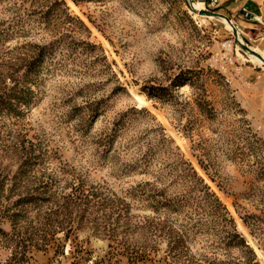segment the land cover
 Returning a JSON list of instances; mask_svg holds the SVG:
<instances>
[{"label":"rangeland","instance_id":"1","mask_svg":"<svg viewBox=\"0 0 264 264\" xmlns=\"http://www.w3.org/2000/svg\"><path fill=\"white\" fill-rule=\"evenodd\" d=\"M198 2L0 0V264H264V41Z\"/></svg>","mask_w":264,"mask_h":264},{"label":"crops","instance_id":"2","mask_svg":"<svg viewBox=\"0 0 264 264\" xmlns=\"http://www.w3.org/2000/svg\"><path fill=\"white\" fill-rule=\"evenodd\" d=\"M230 4L229 7L231 8V12L234 16L237 14H242L241 16L238 15L240 19H244V16L248 21H245V28L252 30V35L260 38L264 41V0H226L223 2L222 5ZM246 9L249 13V16L246 17L243 10ZM256 32H255V31Z\"/></svg>","mask_w":264,"mask_h":264},{"label":"built area","instance_id":"3","mask_svg":"<svg viewBox=\"0 0 264 264\" xmlns=\"http://www.w3.org/2000/svg\"><path fill=\"white\" fill-rule=\"evenodd\" d=\"M199 1H202L204 5L207 6L208 8L214 9L221 6L224 0H199ZM243 12L245 13L246 16H249V13L246 9H244ZM224 62L227 64L228 62H231V59L227 58Z\"/></svg>","mask_w":264,"mask_h":264},{"label":"water","instance_id":"4","mask_svg":"<svg viewBox=\"0 0 264 264\" xmlns=\"http://www.w3.org/2000/svg\"><path fill=\"white\" fill-rule=\"evenodd\" d=\"M189 1H191V0H189ZM194 11L196 12V10H194ZM198 14L207 15V16H213V17H220V18H222V19H224L226 21H229V19H227L224 15H222V14H220L218 12H215V11L204 10V12H201V13H198Z\"/></svg>","mask_w":264,"mask_h":264},{"label":"bare ground","instance_id":"5","mask_svg":"<svg viewBox=\"0 0 264 264\" xmlns=\"http://www.w3.org/2000/svg\"><path fill=\"white\" fill-rule=\"evenodd\" d=\"M197 4H198L199 7H204V3L202 1H199ZM203 12H204V10H203ZM252 57L255 60H257V61H259V62L264 64V57L261 54L260 55H253Z\"/></svg>","mask_w":264,"mask_h":264}]
</instances>
